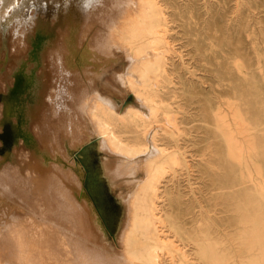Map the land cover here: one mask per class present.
Instances as JSON below:
<instances>
[{"label": "bare ground", "instance_id": "bare-ground-1", "mask_svg": "<svg viewBox=\"0 0 264 264\" xmlns=\"http://www.w3.org/2000/svg\"><path fill=\"white\" fill-rule=\"evenodd\" d=\"M189 1L104 0L82 9L79 0H0V68L9 76L0 127L6 122L12 137L0 198L26 212L0 205V264H264V70L252 75L235 58L233 97L212 110L216 140L196 163L205 184L240 185L223 196L233 213L216 218V236L207 221L195 232L186 226L195 207L201 215L203 190L183 198L166 179L194 171L184 146L169 139L178 126L160 85L171 24ZM232 2V18L251 12V0ZM115 49L129 60L121 71ZM109 75L145 110L102 93ZM34 215L43 216L41 231Z\"/></svg>", "mask_w": 264, "mask_h": 264}, {"label": "rangeland", "instance_id": "rangeland-1", "mask_svg": "<svg viewBox=\"0 0 264 264\" xmlns=\"http://www.w3.org/2000/svg\"><path fill=\"white\" fill-rule=\"evenodd\" d=\"M178 1L180 2V0ZM251 2V12L249 14L242 13L237 19H234L231 13L232 0H210L207 8L202 0H190L187 2V6L179 9L175 15V22L171 24L166 60L169 70L160 81V85L162 96L175 114L178 126L169 139H177L184 146L194 171L182 168L167 175L166 179L170 180L169 183L178 186L183 198L190 194L191 190H194L199 197L197 189L203 190L201 215L198 207H195L193 209L197 212L193 217L195 220L186 224L188 231H197L199 224L207 221L211 235L216 236V231L223 228V225L218 226L216 218L221 217L222 220H225L233 213L232 206L223 201V196L240 188V185H230L227 179L215 183V186L205 184L204 177L206 175L200 174L196 170V163L205 148L209 145L212 147L216 140L211 131L213 127L212 110L218 105L221 109H225L227 99L233 97V89L238 82L235 58L242 56L246 71L252 75L259 76L261 74L259 72L264 70V0H251ZM114 52L116 58L114 66L118 71H121L129 60L124 58L126 56L123 54V50L115 49ZM2 62L4 61L2 60L0 63ZM6 70V68H0V103L5 96L2 86L6 77H9L8 74L6 75ZM108 77L111 87L102 86L100 88L102 93L104 91L109 94L118 107L124 105L125 102L127 105H136L145 110L136 103L128 88L110 75ZM154 124L165 127L162 121H157ZM11 148V129L5 122L0 127V161L6 152L12 150ZM97 153L98 158H108V154L102 150H98ZM120 190L119 187L116 188V191L110 190L112 202L118 201L117 193ZM126 190V188L122 189L123 192ZM217 194L219 196L218 204H215L216 198L212 199L209 195L215 197ZM5 203L11 210L15 209L23 214L26 213L21 204L0 198V205ZM105 206L108 213L112 215L111 206L108 203ZM34 216L33 219L36 220L34 226L39 227L38 230L34 227L33 229L41 231L45 225L43 216L42 218L41 215ZM187 216L190 218L191 214L189 213ZM7 218L4 219L3 224L5 225L8 223ZM124 219L125 217L122 215L119 226L121 224L122 227ZM50 228L49 226V231L46 229L43 231L50 233L53 231ZM177 243L182 246L179 241ZM183 249L188 253L193 252V243L186 242Z\"/></svg>", "mask_w": 264, "mask_h": 264}, {"label": "snow or ice", "instance_id": "snow-or-ice-1", "mask_svg": "<svg viewBox=\"0 0 264 264\" xmlns=\"http://www.w3.org/2000/svg\"><path fill=\"white\" fill-rule=\"evenodd\" d=\"M72 0H63L65 6L70 5ZM104 0H79L82 9H91L103 5ZM61 91H64L63 89Z\"/></svg>", "mask_w": 264, "mask_h": 264}, {"label": "water", "instance_id": "water-1", "mask_svg": "<svg viewBox=\"0 0 264 264\" xmlns=\"http://www.w3.org/2000/svg\"><path fill=\"white\" fill-rule=\"evenodd\" d=\"M124 104H125V102H124Z\"/></svg>", "mask_w": 264, "mask_h": 264}]
</instances>
